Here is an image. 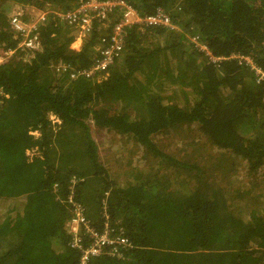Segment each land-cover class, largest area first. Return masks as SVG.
Here are the masks:
<instances>
[{"label":"trees","instance_id":"1","mask_svg":"<svg viewBox=\"0 0 264 264\" xmlns=\"http://www.w3.org/2000/svg\"><path fill=\"white\" fill-rule=\"evenodd\" d=\"M126 1L141 14L162 8L177 28L131 24L105 71L71 77L58 66H89L110 28L94 22L76 48L77 28L49 16L37 27L40 49L24 60L12 6L65 10L77 0H0V49H16L0 62V264H77L65 228L72 202L96 229L107 214L131 241L122 257L86 264H264V188L228 190L223 168L224 183L212 184L197 161L155 142L197 125L221 162L262 179L264 0ZM90 126L131 140L146 166L129 157L127 170H111ZM79 239L90 240L83 229Z\"/></svg>","mask_w":264,"mask_h":264},{"label":"built area","instance_id":"2","mask_svg":"<svg viewBox=\"0 0 264 264\" xmlns=\"http://www.w3.org/2000/svg\"><path fill=\"white\" fill-rule=\"evenodd\" d=\"M49 16L75 26L77 28L76 38L82 37L81 39L91 33L94 22L110 28L109 34L100 38V43L95 48L96 53L93 62L89 66L80 69L72 68L71 70L66 64L58 66L62 70H68L71 77H92L101 71H105L120 56L124 46L126 27L131 24H138L142 27L177 28L172 23L168 12L162 8H156L152 13L141 14L126 0H77L73 6L65 10L50 8L49 6L38 8L28 4H20L16 5L8 16L10 28L19 39L17 46L29 54L39 50L40 39L37 27L45 22ZM197 40L194 37L192 41L208 54L206 46ZM15 50V48L0 49V62L15 54ZM239 59L254 68L250 57H239ZM256 74L258 79H264V74L260 70L256 69ZM72 206L73 214L66 221L65 228L71 234L70 245L76 247L80 252L77 264H86L90 257L99 254L120 258L131 247V241L124 235L120 227L116 230L112 226L107 214H105L104 226L96 229L83 216L82 206L79 203L72 202ZM81 229L88 233L90 240L87 244L80 243L79 232Z\"/></svg>","mask_w":264,"mask_h":264},{"label":"rangeland","instance_id":"3","mask_svg":"<svg viewBox=\"0 0 264 264\" xmlns=\"http://www.w3.org/2000/svg\"><path fill=\"white\" fill-rule=\"evenodd\" d=\"M12 8L10 9L8 15L11 13ZM81 38H76L75 36L74 41L71 42V45L73 44L74 47H80ZM190 38L193 40L192 37ZM29 55V53L24 55V60ZM177 102H181V100H178ZM51 118L54 122V117ZM90 129L93 138L97 142L100 159L104 164L110 165L111 170H127L128 168H126V166H130V164L134 165L135 168H138V170H142L146 166L143 164V162L148 161L149 159L141 157L142 153L137 150L136 146L131 140H128L126 137H123L120 134H115L109 131H100V133H98V131H96L92 126H90ZM200 134L201 133L199 132L197 125H192L190 127L170 129L167 132H163L156 137L155 142L165 153L179 155L185 153L186 156H188V158H190L192 161H197L202 169H204L205 173H207L205 174V177L212 184L219 185L220 183H224L222 182L225 180V176L222 172L223 168L227 170V176L230 174L228 178H231L233 183L230 185L232 187H225L228 190H234L235 187L238 186L240 189L241 185L245 181H248L249 187L252 188L248 196L252 197L255 193L259 192L258 188H264V175L262 176L261 180L257 178L255 183L250 182L249 180H253V178L249 177L247 172L242 171L240 162V166L236 167L234 170L231 169L229 167V163L226 164L228 159H223L221 162L220 157L214 154V152L212 153V146L210 143ZM193 143H197L196 146H193ZM198 145L202 147V150L199 147L196 148ZM129 157L133 160V163L128 161ZM237 162L238 161H236V163ZM234 204L235 206L239 207V202L235 198Z\"/></svg>","mask_w":264,"mask_h":264},{"label":"crops","instance_id":"4","mask_svg":"<svg viewBox=\"0 0 264 264\" xmlns=\"http://www.w3.org/2000/svg\"><path fill=\"white\" fill-rule=\"evenodd\" d=\"M16 5H20V4H15L14 7H15ZM14 7H13V8H14ZM13 8H12V9H13ZM80 42H81V40H80ZM71 46H73V44H72ZM73 47H74V46H73ZM76 48H79V47H76Z\"/></svg>","mask_w":264,"mask_h":264}]
</instances>
